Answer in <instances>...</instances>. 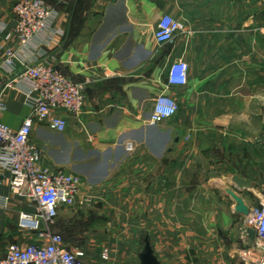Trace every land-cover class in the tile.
<instances>
[{"label":"crops","instance_id":"1","mask_svg":"<svg viewBox=\"0 0 264 264\" xmlns=\"http://www.w3.org/2000/svg\"><path fill=\"white\" fill-rule=\"evenodd\" d=\"M18 1L0 0V60L8 49L20 57L14 72L0 71V121L17 130L31 115V85L19 75L34 59L50 57L68 77L86 83L80 116L57 111L67 120L63 132L39 121L32 126L42 164L82 176L76 204L60 209L52 232L67 249L85 251V264H121L112 251L107 260L93 251L106 223L98 220L94 231L81 201L89 198L100 211L124 210L127 203L131 213H146L144 247L148 239L161 264L164 245L187 264H244L243 251H258L259 239L227 190L250 212L263 199L264 0H47L57 16L29 47L14 34ZM164 14L184 19L191 34L159 43L155 31ZM180 59L190 66L188 82L169 86V68ZM162 94L171 95L179 111L153 125L150 115ZM175 162L180 188L170 189ZM234 175L251 186L237 189ZM9 181L1 171L0 257L11 244L47 243L20 226L21 213L34 207ZM169 212L176 213L175 227ZM189 212L200 213L202 222L186 244L180 213ZM185 217L184 225L196 228ZM144 247L132 264H142Z\"/></svg>","mask_w":264,"mask_h":264},{"label":"built area","instance_id":"2","mask_svg":"<svg viewBox=\"0 0 264 264\" xmlns=\"http://www.w3.org/2000/svg\"><path fill=\"white\" fill-rule=\"evenodd\" d=\"M13 12L14 34L22 47H29L37 36L47 33L57 16L55 7L47 0H19ZM186 29L182 21L164 14L157 23L155 38L161 44L172 42ZM18 59V53L6 50L5 58L0 60V71L14 72ZM189 69L184 59L174 62L168 71V85L186 84ZM19 76L31 85L26 98L32 113L17 130L0 121V172L7 171L11 190L33 204V211L21 213L20 226L38 233L39 238L47 240V243L25 247L11 244L7 253L0 257V264H85V251L67 249L63 236L51 230L60 209L76 204L82 176L61 168L44 166L41 162L42 148L32 142L31 134L34 121L46 123L52 130L63 132L67 120L57 111L65 110L80 116L85 107L86 83L68 77L53 64L50 57L34 59ZM4 109L5 105L0 100V112ZM178 111L177 101L171 95L162 94L155 100L149 122L157 124ZM262 143L264 145V138ZM131 148L129 144L128 149ZM89 202V198L81 201L82 204ZM246 222L255 228L259 240L258 251H243V263L264 264V192L261 204L250 212ZM108 256V250H105L103 258L107 259Z\"/></svg>","mask_w":264,"mask_h":264},{"label":"rangeland","instance_id":"3","mask_svg":"<svg viewBox=\"0 0 264 264\" xmlns=\"http://www.w3.org/2000/svg\"><path fill=\"white\" fill-rule=\"evenodd\" d=\"M186 25L187 34H191V29L187 26L186 21L184 19H180ZM180 188V164L178 163H170V189ZM171 191V190H170ZM171 198V197H170ZM128 200V198L126 199ZM92 200L88 203L86 208L89 225L93 227V230L96 231V224L98 220H104L106 223V227L100 229V233L104 234V238L100 239L99 242L95 245V250L104 254L105 250H108V254L112 253L114 255H118V261L121 264H132L131 257L133 255H137L138 250L141 251L144 247V238L146 236L147 230L145 228V212H137L131 213L128 208L129 205L124 203V210H120L118 205L114 206V208L108 207L105 211L98 210L99 208L95 207V204L91 203ZM136 214V215H134ZM150 214V213H149ZM188 217L194 219L192 221L193 224H196L195 227H191L190 223H185L184 218ZM136 216V220L134 217ZM202 215L200 213H180V239H184L186 244L191 243L190 239L195 236V233L200 230L198 225L202 222ZM132 217V220L130 219ZM185 217V219H186ZM57 219V218H56ZM176 213L169 212V226H176ZM195 222V223H194ZM175 232V231H174ZM164 254H163V264H187L184 260H180V258H174V253L170 247L164 245ZM186 248V247H185ZM123 256V257H122ZM108 256L107 259H109ZM105 259V260H107ZM136 262V261H135Z\"/></svg>","mask_w":264,"mask_h":264},{"label":"water","instance_id":"4","mask_svg":"<svg viewBox=\"0 0 264 264\" xmlns=\"http://www.w3.org/2000/svg\"><path fill=\"white\" fill-rule=\"evenodd\" d=\"M233 182L236 184L237 189L240 190H245L247 187H250L252 184L250 181H244L238 175H234ZM227 193L236 202L235 211L237 213L246 216L250 214V208L245 204L244 199L240 195H238L235 191L231 189H228ZM141 262L142 264H161L160 260L154 254L151 243L148 239H146L144 250L141 253Z\"/></svg>","mask_w":264,"mask_h":264}]
</instances>
